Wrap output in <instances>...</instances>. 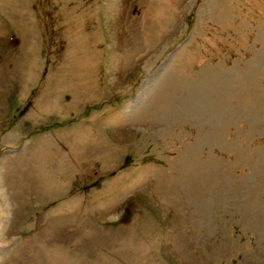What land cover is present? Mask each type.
<instances>
[{"label": "rangeland", "instance_id": "obj_1", "mask_svg": "<svg viewBox=\"0 0 264 264\" xmlns=\"http://www.w3.org/2000/svg\"><path fill=\"white\" fill-rule=\"evenodd\" d=\"M0 264H264V0H0Z\"/></svg>", "mask_w": 264, "mask_h": 264}]
</instances>
